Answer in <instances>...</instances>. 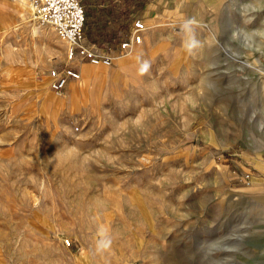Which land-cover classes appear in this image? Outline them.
Instances as JSON below:
<instances>
[{"label": "rangeland", "instance_id": "374dc122", "mask_svg": "<svg viewBox=\"0 0 264 264\" xmlns=\"http://www.w3.org/2000/svg\"><path fill=\"white\" fill-rule=\"evenodd\" d=\"M5 7L0 264H264V0H149L109 66Z\"/></svg>", "mask_w": 264, "mask_h": 264}, {"label": "built area", "instance_id": "2783aa9c", "mask_svg": "<svg viewBox=\"0 0 264 264\" xmlns=\"http://www.w3.org/2000/svg\"><path fill=\"white\" fill-rule=\"evenodd\" d=\"M29 4L31 17L39 25H49L57 36L68 45V58L87 61L90 64L112 65L111 51H95L84 33L85 13L79 0H26ZM145 23L140 18L131 21L128 39L119 43L125 50L142 42ZM80 70L67 67L61 71L54 70L49 82L50 89L60 92L71 80H79ZM69 245V240H66Z\"/></svg>", "mask_w": 264, "mask_h": 264}, {"label": "trees", "instance_id": "16d2710c", "mask_svg": "<svg viewBox=\"0 0 264 264\" xmlns=\"http://www.w3.org/2000/svg\"><path fill=\"white\" fill-rule=\"evenodd\" d=\"M84 8V33L95 44H114L128 36L132 15L148 0H79ZM121 34V36H120Z\"/></svg>", "mask_w": 264, "mask_h": 264}, {"label": "crops", "instance_id": "0c3cea01", "mask_svg": "<svg viewBox=\"0 0 264 264\" xmlns=\"http://www.w3.org/2000/svg\"><path fill=\"white\" fill-rule=\"evenodd\" d=\"M18 2H19V0H17ZM153 1V0H152ZM8 2H9V0H0V11L1 12H3L4 10V8H6L5 6H8ZM146 9H149V0L147 1V3H146V5H145V7L141 10V11H145ZM145 13V12H144ZM142 16H144L146 19H148L149 17H148V14H142ZM264 16V15H263ZM132 17H134V16H132ZM141 19V18H140ZM84 64H87V63H84ZM69 83V82H68Z\"/></svg>", "mask_w": 264, "mask_h": 264}, {"label": "bare ground", "instance_id": "6f19581e", "mask_svg": "<svg viewBox=\"0 0 264 264\" xmlns=\"http://www.w3.org/2000/svg\"><path fill=\"white\" fill-rule=\"evenodd\" d=\"M19 1H20V3H21L22 6H27V5L29 6V4H27V3L25 2V0H19Z\"/></svg>", "mask_w": 264, "mask_h": 264}]
</instances>
